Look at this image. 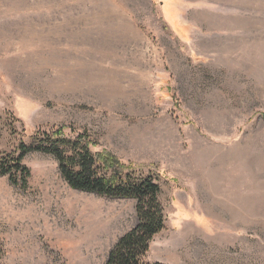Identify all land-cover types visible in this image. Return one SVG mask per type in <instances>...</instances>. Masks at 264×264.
<instances>
[{"label":"rangeland","instance_id":"1","mask_svg":"<svg viewBox=\"0 0 264 264\" xmlns=\"http://www.w3.org/2000/svg\"><path fill=\"white\" fill-rule=\"evenodd\" d=\"M261 114L264 0H0V162L63 128L151 174L145 262L264 264ZM21 165L0 176V264H105L137 224L134 199L73 190L53 155Z\"/></svg>","mask_w":264,"mask_h":264},{"label":"trees","instance_id":"2","mask_svg":"<svg viewBox=\"0 0 264 264\" xmlns=\"http://www.w3.org/2000/svg\"><path fill=\"white\" fill-rule=\"evenodd\" d=\"M261 118L264 121V114H261ZM40 137L43 143L20 144L19 154L10 163L1 161L0 176L8 175L14 182L12 172H15L23 174L25 181L29 171L21 165V161L28 152L38 151L53 155L62 178L73 190L103 197L134 199L137 224L117 240L108 252L105 264H159L143 259L149 242L164 228L158 201L159 187L152 175L138 173L105 150L92 154L89 147L93 144L85 133H79L69 140L63 128L50 132L37 131L32 141ZM61 147H69L71 155L66 157Z\"/></svg>","mask_w":264,"mask_h":264},{"label":"bare ground","instance_id":"3","mask_svg":"<svg viewBox=\"0 0 264 264\" xmlns=\"http://www.w3.org/2000/svg\"><path fill=\"white\" fill-rule=\"evenodd\" d=\"M91 79V78H90Z\"/></svg>","mask_w":264,"mask_h":264}]
</instances>
